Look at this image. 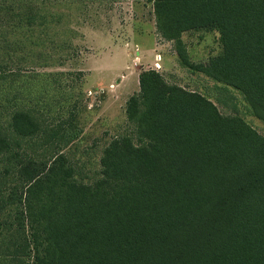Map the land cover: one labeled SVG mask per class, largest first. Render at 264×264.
I'll return each instance as SVG.
<instances>
[{"label": "trees", "instance_id": "1", "mask_svg": "<svg viewBox=\"0 0 264 264\" xmlns=\"http://www.w3.org/2000/svg\"><path fill=\"white\" fill-rule=\"evenodd\" d=\"M60 1L0 0V264H264V136L156 70L127 102L134 134L105 147L93 183L79 179L63 153L73 116L49 120L42 97L55 89L43 76L65 74L14 72L70 45ZM148 1L182 66L264 122V0ZM200 31L218 32L222 53L194 63L183 37Z\"/></svg>", "mask_w": 264, "mask_h": 264}, {"label": "rangeland", "instance_id": "2", "mask_svg": "<svg viewBox=\"0 0 264 264\" xmlns=\"http://www.w3.org/2000/svg\"><path fill=\"white\" fill-rule=\"evenodd\" d=\"M56 8L69 14L57 32L70 36L63 39L70 45H63L64 51L57 44L47 45L41 66L30 60L21 70L14 67V72L65 74L43 76L42 84L55 89L42 92V97L49 120L73 116L79 136L63 153L77 167L81 181L93 183L100 176L103 151L115 137L134 134L135 127L127 121V102L140 90L141 72L155 70L157 54L164 63L158 72L170 84L206 96L223 115L242 117L264 136V122L254 116L240 92L182 66L174 44L158 33L148 0H62ZM183 39L194 63L222 53L218 32H190ZM5 166V161L0 163V177Z\"/></svg>", "mask_w": 264, "mask_h": 264}, {"label": "built area", "instance_id": "3", "mask_svg": "<svg viewBox=\"0 0 264 264\" xmlns=\"http://www.w3.org/2000/svg\"><path fill=\"white\" fill-rule=\"evenodd\" d=\"M155 64H154V67H155V70L158 71V70H161L162 68V65H161V62H162V55L161 54H157L155 56Z\"/></svg>", "mask_w": 264, "mask_h": 264}, {"label": "crops", "instance_id": "4", "mask_svg": "<svg viewBox=\"0 0 264 264\" xmlns=\"http://www.w3.org/2000/svg\"><path fill=\"white\" fill-rule=\"evenodd\" d=\"M162 65H164V63H162Z\"/></svg>", "mask_w": 264, "mask_h": 264}]
</instances>
